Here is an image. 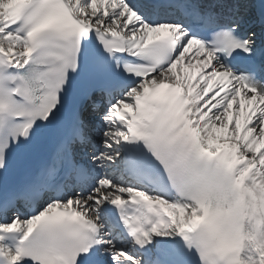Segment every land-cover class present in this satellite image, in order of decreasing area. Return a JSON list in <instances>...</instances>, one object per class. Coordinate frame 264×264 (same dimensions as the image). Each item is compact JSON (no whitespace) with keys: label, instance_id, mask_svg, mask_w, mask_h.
I'll return each mask as SVG.
<instances>
[{"label":"snow or ice","instance_id":"obj_1","mask_svg":"<svg viewBox=\"0 0 264 264\" xmlns=\"http://www.w3.org/2000/svg\"><path fill=\"white\" fill-rule=\"evenodd\" d=\"M0 264H264V0H0Z\"/></svg>","mask_w":264,"mask_h":264}]
</instances>
